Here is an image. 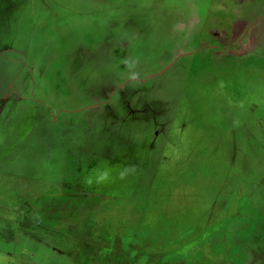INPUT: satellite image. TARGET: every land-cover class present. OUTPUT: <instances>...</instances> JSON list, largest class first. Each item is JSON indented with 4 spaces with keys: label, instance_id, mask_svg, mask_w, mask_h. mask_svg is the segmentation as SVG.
Returning a JSON list of instances; mask_svg holds the SVG:
<instances>
[{
    "label": "rangeland",
    "instance_id": "374dc122",
    "mask_svg": "<svg viewBox=\"0 0 264 264\" xmlns=\"http://www.w3.org/2000/svg\"><path fill=\"white\" fill-rule=\"evenodd\" d=\"M0 264H264V0H0Z\"/></svg>",
    "mask_w": 264,
    "mask_h": 264
}]
</instances>
